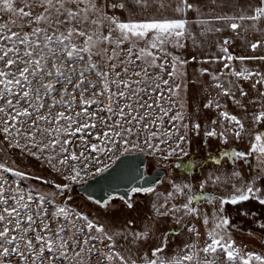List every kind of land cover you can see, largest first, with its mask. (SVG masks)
<instances>
[{
  "label": "snow or ice",
  "instance_id": "snow-or-ice-1",
  "mask_svg": "<svg viewBox=\"0 0 264 264\" xmlns=\"http://www.w3.org/2000/svg\"><path fill=\"white\" fill-rule=\"evenodd\" d=\"M109 9L132 15L155 11L160 17L122 20L109 14ZM248 9L250 12L242 9L239 15H215L198 21L200 35L222 32L223 28L211 25L225 21L237 36L238 29L264 36V0H254ZM169 10L173 15L165 16ZM192 11L203 14L192 0H0V152L6 150V143L7 149H18L21 155L43 162L65 181L31 176L0 163V264H264V254L245 251L232 239L235 225L226 207L250 201L264 206V130L257 128L264 125V90L257 87H264L260 71H230L237 80L224 81L223 73L200 70L219 89L217 97L203 107L220 110L221 118L211 121L213 127L205 129L201 143L218 138L226 144L230 135L236 140L245 134L251 137L247 151L224 150L206 160L220 167L247 163L248 157L257 163L249 165L251 179L242 186L232 183L228 195L214 196L203 190L209 183L238 180L240 172L235 169L223 180L219 176L213 179L211 174L200 179L199 197L190 195L191 183L173 182V191L167 193L164 203H153L155 216H171L195 237L179 254L165 255L175 231L163 232L153 241L149 237L155 226L145 224L137 229L134 219L125 220L121 230L111 231L92 218L91 210H78L69 203L73 185L85 177L108 173L118 161L123 163L121 157L133 151L164 161L190 155L183 145L192 143L189 132L200 137L201 124L184 123L185 115L174 111L173 97L182 88L176 83L183 75L180 69L197 58L171 56L169 61L166 49L168 45L185 48L189 39L196 43L186 18ZM244 21L251 23L245 25ZM139 41H145V46L140 47ZM233 43L231 37L218 43L225 55L217 59L264 61V55L233 56L228 47ZM262 46L264 39L250 42L253 52ZM223 67L230 69V64ZM253 77L251 88L257 96L249 98L238 81ZM220 97L250 116V125L246 127L243 120L228 112ZM249 105L258 107L248 113ZM166 123L171 127H165ZM180 128L183 134H179ZM26 180H41L56 191L49 195L22 186ZM154 191L153 185L136 186L128 189L127 198L110 194L100 199L89 196L88 200L100 208L121 211L113 203L119 199L124 209L134 210L136 194ZM177 196L185 197L186 202L170 203ZM197 199L213 205L203 217L208 226L203 246L200 232L185 220L201 215L194 205ZM240 215L248 213L241 211ZM259 228L264 229V223ZM121 240L130 245L126 251ZM131 245H139L135 253Z\"/></svg>",
  "mask_w": 264,
  "mask_h": 264
},
{
  "label": "rangeland",
  "instance_id": "rangeland-1",
  "mask_svg": "<svg viewBox=\"0 0 264 264\" xmlns=\"http://www.w3.org/2000/svg\"><path fill=\"white\" fill-rule=\"evenodd\" d=\"M160 2V0H158ZM254 2V0H215V3H212V0H192V3L201 11L203 12L202 15H197L195 11L188 12L186 14V18L189 21V25L191 30L193 31L196 37V43L193 44L191 39L186 40V47L185 48H175L171 45L167 46V52L170 54L167 59L171 61V56H178L181 59L190 58L191 56H196V61L191 62L185 65L181 72H183L182 76H178L176 79V83H181L182 88L179 92V95L173 97L175 100L176 107L174 111L181 112L185 115L184 123H188L189 126L192 122H198L201 124V135L199 138L195 136L194 133L189 132V136L192 139V143L185 144L183 147L186 151H200L199 147L207 144L209 141L213 143L221 142L218 138H208L207 143H201L203 140V132L205 131L204 126V119L205 116L210 119L212 113L218 114V109L211 111H207L203 107V102L206 100L204 93H208L211 99H215L217 97V93L219 89L213 87L215 83L212 81L211 77L205 73L204 75L199 74L195 79L193 77V70H198L200 68H206L214 74H222L221 79L224 81L227 80H234L236 81L237 78L234 76L229 75L230 71H241L243 69H248L250 71H260L258 70L257 65H250V63H245L244 61L234 59L231 62L226 60L217 59V57L225 55L220 51V48L217 46L218 43H222L224 38L231 37L234 40V44H239L241 40V36L243 39L247 41L255 40L256 38L264 39V36H261L260 33L249 31L245 34L242 30L238 29L237 31L240 32V36H237L236 33L232 32L231 29L227 27V23L225 21H215L211 26L213 27H221L223 31L220 33H208L206 36H201L200 33L202 32V28L198 26V21L200 20H211V18L215 15H239L240 10L249 11L248 5L249 3ZM109 14H114L118 18L122 20H143V19H155L160 17L159 12L155 11H148V12H141L137 11L135 15L130 14L127 11L121 9H109ZM165 16H172L173 13L169 10L164 13ZM239 23V21H237ZM243 24L247 25L250 24V21H244ZM148 39H151V34H149ZM140 47L145 46V41L138 42ZM229 45V46H231ZM228 46V47H229ZM229 52L233 56H239L238 51L236 48L230 49ZM256 55H264V46L259 47L256 51ZM256 60V59H253ZM207 61V62H205ZM241 61V62H240ZM252 61V60H250ZM248 62V61H246ZM224 63L230 64V69H225L223 67ZM260 63V62H259ZM169 70H171L169 68ZM260 72L264 73L263 70ZM255 77L249 81L239 80L238 82L244 87L245 91L249 93V98H254L257 96V92L251 88V84L255 82ZM258 88L264 90V87L258 85ZM221 103L226 105V110L232 114L237 115L241 120L245 122L246 127L249 126L250 123V116H248L242 109L234 105L230 100L226 97H220ZM105 103H107V99L105 98ZM247 103V100H245ZM164 106L167 107V103L164 102ZM198 109V110H197ZM255 109L256 107L253 105L248 106V113L249 110ZM220 118V117H219ZM221 119V118H220ZM226 123V122H225ZM177 125L180 124L179 121L176 122ZM264 127V125H262ZM165 127H171L170 124H165ZM219 129V126H216ZM207 129H210L208 125ZM184 129L180 128L179 134H183ZM234 137L231 135L228 137V143H222L225 145H230L233 141ZM251 137L247 134L243 135L240 139L238 144H242L245 141H248ZM172 143H175V138L173 139ZM246 143V142H245ZM244 143V144H245ZM249 145V142L246 143ZM161 147L166 148V145H162ZM5 151L0 152V163H7L9 167L16 168L20 171L26 172L31 176H39L48 180H53L57 183H64L63 179L53 172L46 164L41 161H37L33 157H28L26 155H21L18 149H7L5 143ZM202 151V150H201ZM134 152V151H133ZM181 157L179 155L171 157L168 161L159 160L156 157L149 156V162L151 167L160 166L167 170V177L155 186V191L150 194H136L134 198L135 209L134 210H127L123 208V202L119 199L113 201L117 208H121V211H115V209H103L100 208L98 205L91 203L88 200V197L83 195L81 192L77 191L76 186L83 183V181L79 184L73 185V200L69 203L72 206L77 207L78 210H84L88 212L91 210L92 218L99 221V223L104 224L109 230L117 231L121 230L125 220L127 219H134L136 223L137 229H141L145 224L148 226H155L153 232L151 233L149 239L155 241L157 237H159L163 232H172L175 231L177 235H173L169 237L168 247L165 249V255L168 257L175 256L180 253L181 249L184 247L186 243H191L195 237L193 234L187 231V228H182L180 224H176L175 220L169 217L158 218L154 215V209L152 208L153 203L162 204L164 203V197L167 195L168 192L173 191L172 183L176 184H183L185 182L190 183V180L186 176H182L184 173L183 171H178L177 168L174 166L172 161H175ZM235 169L236 171L240 172V177L238 180L234 179L231 180L227 184H212L209 183L207 186L210 189H215V186H226L228 191L232 190V183H236L238 186H242L243 182H247L252 177V172L247 171L245 167L238 163L237 165H232L230 167H220L217 165H208L207 167L203 168L202 171V179L209 174L212 175L213 179L217 176L221 177L223 180L225 175L228 177L231 176V173ZM92 177V176H91ZM227 177V178H228ZM89 177H85V180ZM244 178V181L242 179ZM84 180V181H85ZM22 186L32 187L35 188L36 191L46 194H51L56 190L52 185H45L42 183L41 180H26L21 182ZM58 196V193H57ZM159 197V199H157ZM62 199V198H60ZM186 202L185 197L177 196L174 200L170 203H184ZM243 208L246 211L252 210L254 202H245ZM213 205H205L203 208H199L201 210V215L197 218H185V220H190L191 224L189 226H195V228L200 232L201 237V246H203V241L206 239V232L208 226L203 224V217L205 214H209L212 211ZM112 212V215L108 213ZM239 223L236 224V229L231 231L232 239L235 240L236 244L243 248L245 251H254L261 254H264V230L260 229L257 224L250 221L247 218H242L238 216ZM185 223L182 221L181 224ZM123 244V251H126L130 245L121 240ZM133 252H136V249L139 245H131ZM147 250V247L140 249L139 255H143L144 251Z\"/></svg>",
  "mask_w": 264,
  "mask_h": 264
},
{
  "label": "flooded vegetation",
  "instance_id": "flooded-vegetation-1",
  "mask_svg": "<svg viewBox=\"0 0 264 264\" xmlns=\"http://www.w3.org/2000/svg\"><path fill=\"white\" fill-rule=\"evenodd\" d=\"M240 43L239 44H234L229 46V48L234 49L236 48L238 51L239 56H260V55H256V51L258 49H256L254 52L250 49V41H247V39H243L242 36L240 37ZM251 42H255V40H252ZM245 63H250V65H257L258 66V70L261 69L264 72V61L261 60H243ZM248 61V62H246ZM241 62V61H240ZM260 62V63H259ZM201 69H206V68H200L198 70H193V77L195 79H199L197 78L199 76V74L201 73ZM260 70V71H261ZM209 71V70H208ZM210 73H212L210 71ZM204 96L206 98V100H204V103H206L209 99H211V97H209L208 93H204ZM256 108L258 106H255ZM215 110V108H208L207 111H213ZM252 111H255V109H251L249 110V113H251ZM213 119L216 120H220L218 114H214L212 113L210 119H208L205 116L204 119V126L205 129H207L208 125L211 127H213V125H211V121ZM250 125V123H248ZM257 128L259 130H264V127L262 125H258ZM218 129V128H217ZM219 130V129H218ZM233 141L231 142L230 145H225L222 144L221 142H217V143H213L212 141H209L207 144H204L202 146L199 147L200 151H190L189 152V156L185 157V158H179L176 159L175 161H172V163L174 164V166L177 168L178 171H183L184 173L182 174V176H186L189 180L190 183L192 184V192L190 193V195L199 197L201 194V190L199 188V180L202 179V171L204 167H207L208 165L212 164L215 165L214 163H212L211 161L206 160V157L208 155H212V154H216L219 153L221 151L224 150H239V151H247L249 145H246V143L250 142V139L248 141H245L242 144H238V142H240V140H236L235 138L232 139ZM207 145V146H205ZM202 150V151H201ZM257 161L253 158V157H248V162L247 163H241V165L243 167H245V169L247 171H250L249 169V165H256ZM205 165L203 168L200 167V165ZM177 165H180L179 167H177ZM190 165H195V168L190 167ZM150 166V162H149V156L146 155V160H145V169L147 173H152L154 170L159 169L162 170V174L160 176V179L158 180L159 182H157L155 185H153L154 187L158 184L161 183L166 177H167V170L164 169L163 167L160 166H153L151 168H149ZM226 168V167H225ZM228 177V175H225L224 179H226ZM242 181H244V178L242 179ZM204 193L206 194H211L214 196H221V195H228L231 191H228L226 186H215V189H210L207 185L205 187V189L203 190ZM119 196V195H117ZM251 202V201H250ZM194 205L198 208H203L205 205L210 206V204H207L204 201H201L199 199L194 201ZM245 204H239L236 206H226L227 207V211H228V215L231 219L232 224L235 225L236 229V224L239 223V219L237 218V214L238 216H240L242 218V221L244 220V218L249 219L250 221L254 222L255 224H257V226H259V224L264 223V206H260L259 204L254 202V205L252 207V210L250 211H246L243 206ZM244 211L247 212L248 215H240V212ZM255 212L256 215L253 216L252 213ZM264 230V229H262Z\"/></svg>",
  "mask_w": 264,
  "mask_h": 264
},
{
  "label": "water",
  "instance_id": "water-1",
  "mask_svg": "<svg viewBox=\"0 0 264 264\" xmlns=\"http://www.w3.org/2000/svg\"><path fill=\"white\" fill-rule=\"evenodd\" d=\"M145 160L144 153L131 152L121 157L123 163L118 161L117 165H113L108 173L87 178L83 183L77 185L76 189L83 195L96 199L107 198L110 194L127 198L129 188L155 185L160 179L162 170L156 169L152 173H147Z\"/></svg>",
  "mask_w": 264,
  "mask_h": 264
}]
</instances>
